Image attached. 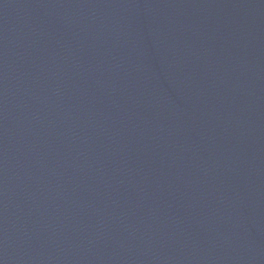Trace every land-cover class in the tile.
<instances>
[{
	"label": "water",
	"instance_id": "1",
	"mask_svg": "<svg viewBox=\"0 0 264 264\" xmlns=\"http://www.w3.org/2000/svg\"><path fill=\"white\" fill-rule=\"evenodd\" d=\"M0 264H264V0H0Z\"/></svg>",
	"mask_w": 264,
	"mask_h": 264
}]
</instances>
